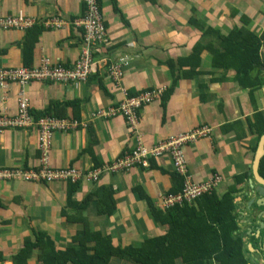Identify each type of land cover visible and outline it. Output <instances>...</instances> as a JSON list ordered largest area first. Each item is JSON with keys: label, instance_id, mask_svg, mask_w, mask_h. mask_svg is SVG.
Here are the masks:
<instances>
[{"label": "crops", "instance_id": "obj_1", "mask_svg": "<svg viewBox=\"0 0 264 264\" xmlns=\"http://www.w3.org/2000/svg\"><path fill=\"white\" fill-rule=\"evenodd\" d=\"M99 2L107 41L91 46L97 71L77 84L33 82L24 88L17 84L0 88V114L16 116L23 92L36 120L78 121L75 131L53 135L50 164L55 169L75 168L84 173L113 163L139 145L151 149L170 137L210 128V138L201 137L183 147L189 174L195 182L221 176L222 182L213 192L219 199L236 187L233 212L238 229L233 234H241L254 258L252 241L247 244L242 233L251 234L249 221L259 227L257 238L264 230V212L257 215L264 206L257 205L259 195L250 186L260 140L256 127L262 125L258 117L264 116V0ZM85 10L82 0H0V17L22 14L36 21L27 32L0 33V68H34L43 57L73 68L87 48L83 30L73 24ZM52 19L65 25L46 27ZM238 29L262 42L261 63L248 76L239 73L236 58L228 56L231 60L226 57L224 61L215 54L224 52L218 35L228 37ZM113 68L120 69L114 81ZM161 87L164 98L144 107L132 130L122 116L93 117L99 110L116 107L125 94L136 96ZM39 164L36 126L9 128L0 134V169L36 170ZM243 175L246 183L238 185L237 177ZM183 186L184 178L167 154L149 159L148 167L105 173L96 183L0 182V264H89L97 237L108 243L107 254L114 255L108 264H134L125 257L130 248L142 249L171 233L169 221L161 222L155 213L167 216L174 208L182 210L190 230L186 239L203 227L201 217L218 218L215 212L210 215L207 206L203 208L213 193L170 209L162 207L161 198L179 194ZM107 208L113 209L111 214ZM83 232H89L86 237H96L80 252L78 239ZM183 235L177 233V244ZM28 245L34 246L25 254ZM73 249L76 252L70 253V259ZM120 250L122 255L117 256ZM176 264H182V259Z\"/></svg>", "mask_w": 264, "mask_h": 264}, {"label": "built area", "instance_id": "obj_2", "mask_svg": "<svg viewBox=\"0 0 264 264\" xmlns=\"http://www.w3.org/2000/svg\"><path fill=\"white\" fill-rule=\"evenodd\" d=\"M82 1L86 7L85 13L82 18L75 20L73 24L83 30V37L87 48L83 50L76 65L73 68L66 67L60 63L52 62L47 57H43L39 65L34 68H0L1 89H7L10 84H17L24 88L33 82L58 83L62 85L77 84L87 81L97 71V62L93 60L90 50L91 46H96L98 43L107 41V30L99 0ZM35 23L36 21L33 18L22 14L0 17V33L8 30L27 32ZM44 25L48 28H60L65 23L59 19H52ZM119 68H122V66ZM119 68L111 69L113 81L120 71ZM113 70H115L114 73ZM164 92L165 89L161 87L146 90L136 96L125 94L124 99L116 107H112L107 111L99 110L93 114V117L114 118L122 116L132 130L139 124L140 111L144 107L160 101ZM33 126H36L39 130L40 164L38 169H0V182L19 180L30 183L49 184L56 182L73 184L80 182L96 183L105 173L128 172L135 166L148 167L149 159L164 154L171 157L175 171L184 178L182 192L177 195H164L161 198V205L166 209L194 202L203 195L214 192L222 182V177L219 175H215L203 182H195L192 180L187 168L183 147L187 143L195 142L201 137L210 138L212 130L207 127L199 128L191 134L170 137L167 141L151 149L139 145L134 151L125 153L113 163L107 164L101 169L84 173L75 168L55 169L50 164V148L53 135L57 132L75 131L79 127L78 121L75 119H56L53 117H43L36 120L31 113L28 99L21 92L18 97L17 115L0 114V134L9 128L28 129Z\"/></svg>", "mask_w": 264, "mask_h": 264}, {"label": "trees", "instance_id": "obj_3", "mask_svg": "<svg viewBox=\"0 0 264 264\" xmlns=\"http://www.w3.org/2000/svg\"><path fill=\"white\" fill-rule=\"evenodd\" d=\"M218 38L224 49V52L218 51L215 53L219 59L224 61L231 60V57L228 56L236 58L238 61L236 60L235 62L240 66L239 73L247 76L250 71L252 72L258 68L261 63L259 50L262 45L258 36L248 33L246 30L238 29L232 31L228 37H220L218 35ZM197 52L195 51L194 54ZM171 68L172 73L176 75L174 67L172 66ZM162 98L164 97L162 96ZM258 119L262 123V125L256 127L259 140L264 134V116L258 117ZM259 173L264 178V158L261 161ZM245 177L244 175L237 177V184L246 183ZM237 192L236 187H232L222 199L216 197L215 193L212 192L213 196L206 198L208 204L203 205V208L207 206L210 215L212 216V212H215V216L218 218H214L212 221L208 217H201L200 222L203 227H198V233L191 234L192 237H189V239H186V234H189L190 230H187L188 225L182 210L174 208L168 212L167 216H164L161 212L155 213V217L161 222L168 223L169 221L170 235L148 242L139 250L130 248L126 253L128 255L125 254V257L134 264H176V260L179 258L182 259V264H258L260 259H257V256H254L255 259L252 257V254L249 253L246 245L242 242L241 234L236 236L233 234L238 229L237 215L233 212L235 209L234 194ZM107 210L109 214L113 211V209L109 210L108 208ZM210 221L211 223H209ZM251 228L253 248L254 250L259 249L260 254L263 256L262 258H264L262 247H260L264 230L261 232L260 238H257L255 235L257 227L254 226L253 222ZM86 232H83V235L78 239L81 244L80 252L81 250L86 251V244L93 242V237H96L95 234L86 237V234H89V232ZM177 233L184 234L180 244H177ZM225 238L227 239L224 241ZM101 241L100 237H97V241L95 239V255L88 258L89 264H108L110 258L114 256L113 254H107L106 247H108V243ZM166 243H169V246H166ZM185 243L189 244L190 247L186 246ZM45 244L52 247L49 241H45ZM30 246L34 245L26 246L25 254L30 249ZM122 251H117L116 255H122ZM74 252H76L75 249L70 250L68 258L71 259L70 253ZM109 252L113 253L114 251L109 248ZM40 257L44 258L43 255ZM54 259H57V257H54Z\"/></svg>", "mask_w": 264, "mask_h": 264}, {"label": "water", "instance_id": "obj_4", "mask_svg": "<svg viewBox=\"0 0 264 264\" xmlns=\"http://www.w3.org/2000/svg\"><path fill=\"white\" fill-rule=\"evenodd\" d=\"M264 158V135L260 138L256 155L254 157L252 165V179L250 180V186L252 189L256 188V192L259 195L257 201L258 206H264V178L259 173V168L262 159ZM255 202L253 199L251 203ZM261 227L264 229V223L261 224ZM264 251V246H263ZM264 264V263H263Z\"/></svg>", "mask_w": 264, "mask_h": 264}, {"label": "flooded vegetation", "instance_id": "obj_5", "mask_svg": "<svg viewBox=\"0 0 264 264\" xmlns=\"http://www.w3.org/2000/svg\"><path fill=\"white\" fill-rule=\"evenodd\" d=\"M257 196V195H256ZM261 212H264V210H261L260 211V213ZM248 223V222H247ZM250 224H252V222H249ZM248 223V224H249ZM254 224L256 223V222H253ZM257 227V226H256ZM259 227H257V229H258ZM252 229V228H251ZM245 231H246V229H245ZM251 232V231H250ZM244 235H245V239H247L248 240V242H247V244H250V241H251V234H249V233H245L244 232ZM255 235H256V237L258 236V234H257V231L255 232ZM260 238V237H259ZM263 246H264V237H262V244H261V246L260 247H262V251H263ZM263 254H264V251H263ZM254 255L255 256H257V258L258 259H260L259 260V262H258V264H263L264 263V258H262L263 256H262V254H260V251H259V249H255V251H254Z\"/></svg>", "mask_w": 264, "mask_h": 264}, {"label": "rangeland", "instance_id": "obj_6", "mask_svg": "<svg viewBox=\"0 0 264 264\" xmlns=\"http://www.w3.org/2000/svg\"><path fill=\"white\" fill-rule=\"evenodd\" d=\"M254 196H255V194H254ZM254 198H255V197H254ZM258 210H259V209H257V211H258ZM261 213H262V212H261ZM261 213H260V212H258V213H257V215H258V216H260V215H261ZM249 222H250V221H249ZM241 223H242V221H241ZM244 227H245V225H244V226H242V228H243V229H244ZM246 228H247V227H246ZM242 231H243V230H242Z\"/></svg>", "mask_w": 264, "mask_h": 264}]
</instances>
